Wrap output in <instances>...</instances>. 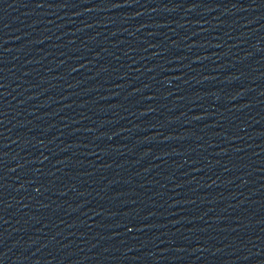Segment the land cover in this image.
<instances>
[{
  "label": "water",
  "instance_id": "95a60500",
  "mask_svg": "<svg viewBox=\"0 0 264 264\" xmlns=\"http://www.w3.org/2000/svg\"><path fill=\"white\" fill-rule=\"evenodd\" d=\"M0 46L105 75L264 94V0H0Z\"/></svg>",
  "mask_w": 264,
  "mask_h": 264
}]
</instances>
